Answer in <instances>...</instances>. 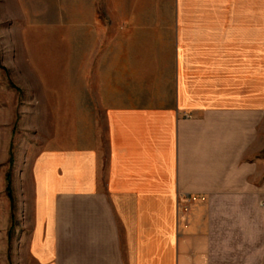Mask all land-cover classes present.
<instances>
[{
	"label": "crops",
	"instance_id": "obj_1",
	"mask_svg": "<svg viewBox=\"0 0 264 264\" xmlns=\"http://www.w3.org/2000/svg\"><path fill=\"white\" fill-rule=\"evenodd\" d=\"M262 9L261 0H176L172 18L143 21L144 26L171 27L178 44L213 36L221 42L235 36L254 42L262 34ZM251 16L253 24L241 23ZM183 48L177 46L176 60L185 71L191 50L187 54ZM140 100L109 98L103 141L94 135L85 142L83 136L76 150L51 149L35 160L30 261L264 264L258 255L252 260L213 257L214 251H262L259 237L249 249L238 243L246 232H261L264 181L254 126L260 111L206 110L214 99L191 95L178 79L172 109ZM215 100L226 103L222 97ZM192 108L200 116L185 119V110ZM255 145L256 163L252 158L250 168L244 157ZM246 170L252 180L241 190L245 179L238 172ZM196 202L205 203L185 224L186 206ZM201 218L209 222L201 224Z\"/></svg>",
	"mask_w": 264,
	"mask_h": 264
},
{
	"label": "rangeland",
	"instance_id": "obj_2",
	"mask_svg": "<svg viewBox=\"0 0 264 264\" xmlns=\"http://www.w3.org/2000/svg\"><path fill=\"white\" fill-rule=\"evenodd\" d=\"M175 3L0 0V264H34L29 254L37 191L33 163L51 149L76 150L94 135L103 141L109 98L142 99L168 111L178 79L191 95L214 99V106L206 110L260 111V127L257 122L254 126L264 181V10L262 34L254 42L238 36L221 42L213 36L178 44L172 40L171 27L144 26L143 21L172 18ZM252 18L241 23L253 24ZM177 46L187 54L191 50L185 71L176 60ZM218 97L226 103H216ZM185 111L187 120L200 116L196 108ZM256 148L244 157L250 168L252 158L256 163V153L252 154ZM238 175L245 179L238 189H245L252 171ZM204 203L186 206L185 224ZM235 205L242 204H230ZM260 209L261 232H246L240 240L245 242L238 243L249 249L259 237L262 251H214V258L252 260L258 255L264 260L263 198Z\"/></svg>",
	"mask_w": 264,
	"mask_h": 264
},
{
	"label": "trees",
	"instance_id": "obj_3",
	"mask_svg": "<svg viewBox=\"0 0 264 264\" xmlns=\"http://www.w3.org/2000/svg\"><path fill=\"white\" fill-rule=\"evenodd\" d=\"M8 183H9V189L11 191V189H12V182L10 181V178H8Z\"/></svg>",
	"mask_w": 264,
	"mask_h": 264
}]
</instances>
